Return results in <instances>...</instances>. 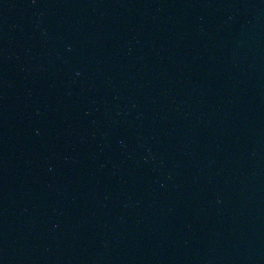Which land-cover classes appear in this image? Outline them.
<instances>
[{
    "label": "water",
    "instance_id": "obj_1",
    "mask_svg": "<svg viewBox=\"0 0 264 264\" xmlns=\"http://www.w3.org/2000/svg\"><path fill=\"white\" fill-rule=\"evenodd\" d=\"M0 264H264V0H0Z\"/></svg>",
    "mask_w": 264,
    "mask_h": 264
}]
</instances>
